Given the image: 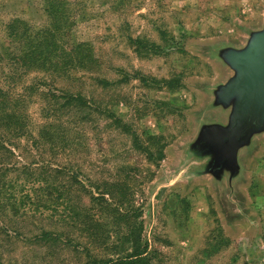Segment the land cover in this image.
Returning <instances> with one entry per match:
<instances>
[{
    "label": "rangeland",
    "instance_id": "rangeland-1",
    "mask_svg": "<svg viewBox=\"0 0 264 264\" xmlns=\"http://www.w3.org/2000/svg\"><path fill=\"white\" fill-rule=\"evenodd\" d=\"M51 3L69 14L66 43L91 47L86 67L54 85L80 91L97 111L85 109L77 125L72 107L47 119V86L24 102L34 136L47 121L54 135L65 125L67 142L55 138L63 148L52 156L46 145L43 154L67 166L60 178L72 196L69 207L37 209L32 186L19 171L8 173L6 192L30 199L18 216L0 210V264L118 257L130 251V225L148 243L150 264H264V133L240 151L235 175L202 174L209 158L194 148L204 125L228 123L215 92L234 72L220 53L245 47L264 28V0H0V53L13 19L56 26ZM0 62L3 80L7 62ZM41 77L22 76L14 92ZM20 148V164L22 155L39 162L27 140Z\"/></svg>",
    "mask_w": 264,
    "mask_h": 264
},
{
    "label": "trees",
    "instance_id": "trees-1",
    "mask_svg": "<svg viewBox=\"0 0 264 264\" xmlns=\"http://www.w3.org/2000/svg\"><path fill=\"white\" fill-rule=\"evenodd\" d=\"M65 4L62 2L60 5ZM46 11L54 21L59 22L56 26L33 28L19 19H13L6 25L8 43L6 46H2V53H0V61H6L5 67L8 68L3 80H0V210L3 214L0 213L2 215L5 214L7 207H10L14 216H18L20 212H25V209L21 211L24 198L30 199L27 195L19 202L14 194L6 192L7 185L12 186L7 180V174L11 171H19V175L24 181L23 185L30 184L32 186V190L38 196L37 209H40L39 207L47 202L52 205H64L62 203H65L66 207H69L71 202L72 193L69 191L66 182L60 178L66 176V172L68 173L67 166L56 165L52 161L53 157L48 159L43 154L44 151H47L46 145H50L49 152L52 153V156H55L54 151L56 149L63 148H58L55 145V138L60 136L67 142L65 125H59L60 133L54 135L57 129L54 128L55 125L52 121H47L40 127L37 136H34L29 126L28 115L23 108L24 102L38 93L41 86H47V91L41 93L48 101V105L43 109L47 119L54 116L59 108L72 107L76 112L75 124L77 125L88 116L84 115L85 109L94 108L92 111H97L96 107L88 105L80 91L72 92L54 85V82L68 78L71 71L86 67V57H88L91 47L88 43H66L69 32L64 28L63 23L64 20L66 22L68 20L69 23L70 17L64 8L58 9L55 4L51 3ZM32 72L41 73L44 77L24 87L21 94L17 95L14 92L17 81L22 76L30 75ZM45 78H49L51 83L47 84ZM57 100L62 101L58 108H54L52 101L57 102ZM24 139L37 153L35 158L39 162L25 161L23 155L21 159L24 160V163L18 162L15 153ZM27 154H30L29 151ZM54 165H56L55 168ZM71 178L75 182H79L75 176ZM93 199L97 200V197H93ZM131 212L134 210H129L128 215ZM77 216L76 214L74 217ZM130 227L132 242L130 251L114 258H92L85 264H150L152 254L149 252L148 243L142 239L140 233L136 234L138 226L130 225ZM3 228L9 229L7 226H3ZM12 231L16 232L18 228L13 227ZM43 233L48 235L49 232L44 231Z\"/></svg>",
    "mask_w": 264,
    "mask_h": 264
},
{
    "label": "water",
    "instance_id": "water-1",
    "mask_svg": "<svg viewBox=\"0 0 264 264\" xmlns=\"http://www.w3.org/2000/svg\"><path fill=\"white\" fill-rule=\"evenodd\" d=\"M220 57L234 75L215 92V104L229 110L228 123L204 125L194 148L209 158L202 174L219 178L239 172V153L264 133V28L253 32L245 47L227 48Z\"/></svg>",
    "mask_w": 264,
    "mask_h": 264
}]
</instances>
